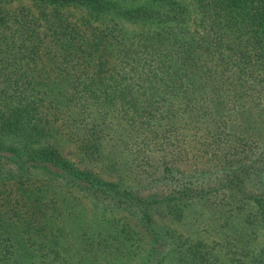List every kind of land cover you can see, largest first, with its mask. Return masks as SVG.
<instances>
[{"label": "trees", "instance_id": "16d2710c", "mask_svg": "<svg viewBox=\"0 0 264 264\" xmlns=\"http://www.w3.org/2000/svg\"><path fill=\"white\" fill-rule=\"evenodd\" d=\"M16 1L0 0V264H264V0Z\"/></svg>", "mask_w": 264, "mask_h": 264}, {"label": "rangeland", "instance_id": "374dc122", "mask_svg": "<svg viewBox=\"0 0 264 264\" xmlns=\"http://www.w3.org/2000/svg\"><path fill=\"white\" fill-rule=\"evenodd\" d=\"M28 5V6H32V2H30V0H20V1H16L13 2L12 4H8L6 5V7L8 8H14V7H18L20 5ZM33 10L37 11V9L33 8ZM62 11H64L70 18L73 19H79L81 16H86L85 12L83 11L82 8L79 7H75V6H67V7H62ZM192 27H194V25H192ZM61 140V139H60ZM62 145L60 146V149L62 150V153L69 157L71 160L75 161L80 167L83 166H87L88 168H91L92 170L99 172L104 178L106 179H112L113 178V174H110L108 172V170L104 169L103 167H101V160H95V159H90L87 158L85 156H83L75 143H65L62 142ZM9 188V190L11 189L10 186H3L2 184H0V189H4V188ZM79 196V200L81 202V204H85L86 199L84 197H81L80 194H78ZM112 214V212H111ZM116 216L122 218L121 220L126 221L128 224H130L133 229H135L139 234L136 235V241L137 244L139 246H141L143 251H147V247H148V243L145 245V243L147 242L146 240H148V236L145 234V231L143 229V227H140L139 222L137 221V219L133 216H131L130 214L126 213V212H117L115 213ZM141 231V233H140ZM138 239L140 240L138 242ZM264 240V234L261 235V237L258 239L259 243H262V241ZM140 252L143 253L140 249ZM138 256L134 257V260L136 261L138 259Z\"/></svg>", "mask_w": 264, "mask_h": 264}]
</instances>
